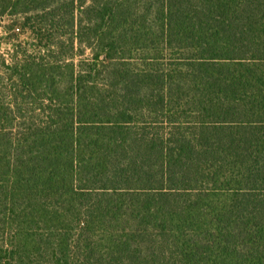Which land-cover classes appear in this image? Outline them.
<instances>
[{"label":"trees","instance_id":"1","mask_svg":"<svg viewBox=\"0 0 264 264\" xmlns=\"http://www.w3.org/2000/svg\"><path fill=\"white\" fill-rule=\"evenodd\" d=\"M0 264H264V0H0Z\"/></svg>","mask_w":264,"mask_h":264},{"label":"rangeland","instance_id":"2","mask_svg":"<svg viewBox=\"0 0 264 264\" xmlns=\"http://www.w3.org/2000/svg\"><path fill=\"white\" fill-rule=\"evenodd\" d=\"M8 48H9L8 45L5 43L0 46L1 52H6V50H8Z\"/></svg>","mask_w":264,"mask_h":264}]
</instances>
